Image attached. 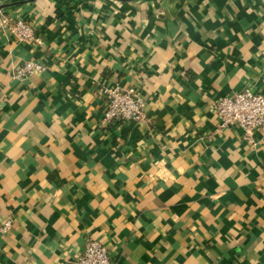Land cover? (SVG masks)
Wrapping results in <instances>:
<instances>
[{"label": "crops", "instance_id": "obj_1", "mask_svg": "<svg viewBox=\"0 0 264 264\" xmlns=\"http://www.w3.org/2000/svg\"><path fill=\"white\" fill-rule=\"evenodd\" d=\"M0 264H264V131L215 103L264 95V0H0ZM25 61L43 69L15 76ZM142 121H102L104 85ZM8 221V226L1 231Z\"/></svg>", "mask_w": 264, "mask_h": 264}, {"label": "built area", "instance_id": "obj_2", "mask_svg": "<svg viewBox=\"0 0 264 264\" xmlns=\"http://www.w3.org/2000/svg\"><path fill=\"white\" fill-rule=\"evenodd\" d=\"M0 29H6L19 41L35 40L30 25L22 19H10L0 11ZM40 63L33 61L23 62L15 71V76L23 77L32 70H42ZM101 93L105 100L102 121L145 119V101L132 87L123 88L117 84L104 85ZM215 112L219 121V127L235 126L242 130V138L253 141V131H264V95L245 87L241 91L234 92L218 99L215 103ZM4 223L1 231L8 226ZM65 264H113L109 250L105 244L88 239L79 254L68 259Z\"/></svg>", "mask_w": 264, "mask_h": 264}, {"label": "water", "instance_id": "obj_3", "mask_svg": "<svg viewBox=\"0 0 264 264\" xmlns=\"http://www.w3.org/2000/svg\"><path fill=\"white\" fill-rule=\"evenodd\" d=\"M2 7V5H0V8Z\"/></svg>", "mask_w": 264, "mask_h": 264}]
</instances>
